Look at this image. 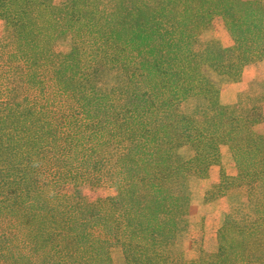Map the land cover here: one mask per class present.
<instances>
[{
    "label": "trees",
    "instance_id": "trees-1",
    "mask_svg": "<svg viewBox=\"0 0 264 264\" xmlns=\"http://www.w3.org/2000/svg\"><path fill=\"white\" fill-rule=\"evenodd\" d=\"M0 18V264H113L117 246L125 264H172L188 178L206 175L220 144L252 208L226 217L216 252L183 264H264L259 106L220 104L203 74L238 80L264 58L261 0H0ZM215 18L232 44L197 48ZM106 70L122 82L108 92L96 85ZM86 184L115 194L64 191Z\"/></svg>",
    "mask_w": 264,
    "mask_h": 264
},
{
    "label": "rangeland",
    "instance_id": "rangeland-1",
    "mask_svg": "<svg viewBox=\"0 0 264 264\" xmlns=\"http://www.w3.org/2000/svg\"><path fill=\"white\" fill-rule=\"evenodd\" d=\"M264 4V0H261ZM57 6H64L68 0H52ZM5 31V21L0 18V40ZM217 40L221 46H230L232 39L225 30L221 18L212 21L211 28L199 36V46L203 47L208 41ZM72 39L66 33L56 39L54 51L58 54H67L71 50ZM203 74L209 78L219 90V103L231 107L239 114H245L251 107L259 106L261 121L254 124L252 130L258 135H264V58L247 65L238 80L227 76H219L208 67L203 68ZM96 85L99 90L110 91L120 87L121 79L111 70H106L99 77ZM198 102L190 100L181 104V109L192 111ZM178 156L188 160L194 156L189 145L181 146L177 150ZM195 174V173H194ZM238 169L226 144H220L217 153L202 178L191 175L188 178L190 194L186 214L179 219V231L173 245L168 247L172 264H183L184 261L196 259L212 254L218 249V235L228 215L234 217L250 212L249 191L247 188H238ZM66 193L82 195L90 201H96L115 194V190L108 185L92 186L81 185L76 189L67 186ZM235 209L241 211L236 213ZM241 213V214H239ZM113 264H125L122 249L117 246L111 250Z\"/></svg>",
    "mask_w": 264,
    "mask_h": 264
}]
</instances>
